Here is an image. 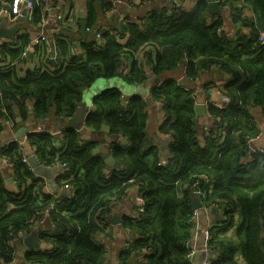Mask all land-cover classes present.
<instances>
[{
  "label": "trees",
  "instance_id": "16d2710c",
  "mask_svg": "<svg viewBox=\"0 0 264 264\" xmlns=\"http://www.w3.org/2000/svg\"><path fill=\"white\" fill-rule=\"evenodd\" d=\"M36 1L35 24L44 14ZM177 1L174 7L170 0L164 8L136 18L128 13L112 23L105 17L114 13L112 0H86L85 15L59 20L54 34L61 55L69 58L51 71L29 70L21 77L16 67L0 69V132L5 120L15 121L16 107L29 115L30 103L36 122L73 116L84 89L97 79L119 77L132 86L152 81L151 97L164 113L159 132L170 138L172 154L166 164L160 163L161 147L148 146V101L141 93L126 96L116 85L98 90L84 121L93 133L105 126L110 131L116 166L109 174L105 158L95 153L97 140L83 139L75 127L62 128L60 135L46 129L26 134L44 165L65 166L57 182L70 185L71 195L44 192L43 179L23 160L22 143L0 147V159L13 167L19 186L10 190L0 167V261L16 258L9 242L12 233L49 209L54 226L40 229L39 235L51 246L27 252L25 261L104 264L105 247L92 235L104 230L101 216L110 211L111 202L136 185L145 208L124 221L139 234L122 251L125 259L138 256L135 264H192L188 240L194 225L192 201L198 194L203 204L222 207L224 214L220 224L209 228V264H264V152L250 141L260 131L252 109L264 113V43L259 42L264 0H220L223 14L214 16L208 13V0H197L191 9L181 4L184 0ZM16 2L7 0L0 10L14 13ZM225 8L241 28L236 36L224 28ZM100 18L108 22L105 27ZM97 28L104 29L101 40L95 37ZM16 39V46L2 44L0 55L20 58L31 40L28 33ZM77 39L83 52L71 54ZM212 68L228 75L222 89L230 103L208 104L212 124L201 141L195 83ZM121 135L125 141L118 140Z\"/></svg>",
  "mask_w": 264,
  "mask_h": 264
},
{
  "label": "crops",
  "instance_id": "0c3cea01",
  "mask_svg": "<svg viewBox=\"0 0 264 264\" xmlns=\"http://www.w3.org/2000/svg\"><path fill=\"white\" fill-rule=\"evenodd\" d=\"M114 2V13H109L107 16V21L110 20L112 23L117 22L118 18L130 16L128 13L134 14L131 17L136 18L137 15H146L151 10L156 8H164L166 6L171 5L170 0H112ZM197 0H184L181 1V4L187 9H191ZM27 8V20H23L22 23L25 25L24 28L20 31L22 33H28L30 36V40L35 39L36 36L40 35L41 27L39 23L34 22L33 14H34V6L32 8L27 7L25 4L20 5L16 9H14V13L11 12V16H6L2 11L0 14V25L5 24L7 26H12L19 16L22 14L23 10ZM47 10L46 15L44 12L43 16H47V21L44 27V31L46 32L48 37L54 36L57 28H58V16L62 15L65 20L68 17L75 18L78 16H83L86 13V0H48L47 2ZM225 30L228 32L230 36H236L240 32L241 28L234 24L232 18L230 17V13L228 9L225 8ZM249 14V11H246ZM12 14L15 15L12 16ZM113 14V15H112ZM75 16V17H74ZM66 19V20H67ZM103 20V18H100ZM103 20L102 26L107 25V21ZM68 25V24H66ZM109 25V24H108ZM76 30L75 24H72V32ZM243 31L246 33L247 28H244ZM75 36V35H74ZM78 38V36H75ZM10 41V39H9ZM9 44V42H8ZM39 48L31 49L32 52L18 64V74L19 76H24L26 72L29 70H48L51 67V63L48 58L45 56V50L43 45L38 46ZM73 48L77 50V52L82 53L83 48L79 43L78 39L74 41ZM60 52V51H59ZM71 53V51H70ZM44 56V57H43ZM70 56H62L61 60L67 59ZM228 75L225 74L222 70L218 68H212L210 70L203 71L200 77L197 79L195 83V99L196 102H205L206 100H216L218 99V94L212 89L213 84L218 81H227ZM117 82L114 83V86L122 88L126 95L130 96L133 93H141L144 98L148 101V111H149V119H148V146L157 145L161 149L162 156L160 158V162L162 164H166L168 159L172 157V154L169 152V144L170 138L167 135H163L159 132V125L163 121V111L161 103L152 99L150 90L152 81H148L147 83L141 85H127L124 82V79L117 77ZM154 77L151 78V80ZM120 85V86H118ZM210 95L212 96L210 98ZM85 97V92H84ZM93 99V97H92ZM92 99L90 101H85L83 99L82 104H80L82 111L85 113L84 119L79 121V127L76 128L81 131L83 139H95L97 140V144L95 147V153L101 155L104 158H107L111 154V146H112V136L110 135V131L108 127H103L99 132L93 133L90 129L84 127L85 116L89 109L93 108ZM33 104H29V115L23 116L19 113L18 107L14 109V120L11 125H5L4 130L0 132V145L7 140L18 137V135L23 136V130L26 128L27 131L33 129H47L50 131L58 132V135L61 134L62 128L68 127L67 119H57L56 117H52L46 119L42 122H36L34 115L32 114V109L30 106ZM92 106V107H91ZM259 108V107H258ZM258 108L252 109V115L255 117L257 125L260 129L259 134L252 140V145L254 149L263 150L264 149V113H261ZM212 124V120L210 119V115L207 111V114H200L197 112L196 115V128L200 135L199 139H203L204 134L208 133V129H210ZM24 128V129H23ZM26 131V132H27ZM118 140L125 141L123 136H119ZM168 141L167 146H162L163 141ZM24 154H32L33 147L29 145L26 141L24 144ZM0 167L4 169V174L6 178L7 186L12 191H18L19 186L13 175V171L10 165L4 160L0 159ZM113 166H107V173L109 174L112 170ZM62 172H59L55 175L56 183L58 188L61 186L58 185L57 179ZM38 176V175H37ZM14 177V180L8 181V178ZM39 177V176H38ZM44 181V192L48 194H52L53 196H57L56 192L50 191V185L47 182V179L41 177ZM139 189L136 185L130 187L127 191V194L124 198L119 200H113L111 202L110 211L107 213L108 217L103 222L104 230L100 232H95L92 235V240L97 244H102L105 247V262L104 264H135L136 261L139 260L138 256L133 258L125 259L122 256V251L128 249L133 240L139 235L135 230H131L124 225V221L136 215L135 207L136 201L135 197L139 194ZM195 199H200L197 195H195ZM203 203V202H202ZM223 208L222 207H208L205 204L197 210H195L193 215V229L190 239L188 240V246L190 251L194 252L192 254L191 262L192 264H206V261H209L211 258L210 252L206 247V238L205 231L210 227L220 224V221L223 219ZM36 228L33 233L38 235V248H49L51 245L46 241L42 240L39 235V230L44 227H53L54 224L49 221V219L45 223H36ZM21 237V236H18ZM16 238L15 239V247H16V258L14 261L7 264H26L25 261V252L24 254H20L23 251V247H25V238ZM209 264V263H208Z\"/></svg>",
  "mask_w": 264,
  "mask_h": 264
},
{
  "label": "built area",
  "instance_id": "2783aa9c",
  "mask_svg": "<svg viewBox=\"0 0 264 264\" xmlns=\"http://www.w3.org/2000/svg\"><path fill=\"white\" fill-rule=\"evenodd\" d=\"M171 1L174 3L173 7L178 5V1L177 0H171ZM37 2L38 1L35 2V0H17L15 9L17 7H19L20 5H22V4H25L27 7L32 8ZM39 2L42 4V9L47 10L46 7H47L48 0H40ZM6 4H7V0H0V7H3ZM2 11L4 12V14H6V16H11V12L9 10H7L6 8H2L0 10V14H1ZM43 12L46 14V11H43ZM46 15H48V14H46ZM46 15H44L42 17V20L39 22V26L42 28L41 32H40V35L36 36L35 39L31 40L30 44H28L27 46L24 47L20 58L9 59V58H5L2 55H0V69H7V68H13V67H16L18 69V64L21 63L29 55L30 52H32L31 49L34 48V50H35L36 48H39L38 46H40V45H43V48L45 50V56L48 58L49 62L51 63V67L48 68V71H51V70L55 69L56 66H59V63L62 62V60H61V53L59 52L60 49H59L58 44H57V37L58 36L54 35L52 37H48L46 32L44 31V27H45V24H46V21H47V16ZM12 16L15 17L14 14H12ZM122 18L123 17H121V19ZM58 19L62 20L63 16L59 15ZM58 30H59V28H57V31ZM87 30H89V28H87ZM103 30H104L103 28H101V29L97 28V29L94 30L95 37H97L98 40H101ZM16 38H17V36H15L13 38H1L0 39V47H1L2 44L8 43V42L11 45H15V42L17 40ZM9 39H10V41H9ZM259 42L261 44L264 43V32H261L260 37H259ZM71 54H80V53L77 52V50L72 47ZM225 82L226 81L224 80V81H218L217 83L215 82L213 84V88L212 89L218 94V99H216V100H206L204 103L207 105V107H208V104L211 103V102L215 103V105H217L219 107H226L230 103V97L228 95L224 94L223 89H222V86L225 84ZM126 96H128V95H126ZM125 102H127V101H125ZM12 122H13V120H5L4 123H5V125H11ZM43 130L44 129H33V130H30V131H27L26 134L29 133V132H33V131H43ZM47 131H50V130H47ZM50 132L52 134H54V135L58 134V132H54V131H50ZM257 136H258V134L255 137H257ZM26 138H27L26 135H24L23 139H19L18 137L12 138V139L7 140L4 143H2L0 145V147L6 146V145L10 144L11 142H19V143H22L24 145V143H26V141H27ZM253 139H250V141L253 140ZM200 140L202 141L203 139H200ZM261 152H264V149L261 150ZM33 153H35V152H33ZM249 158H251V156ZM5 160H4V162L7 161V160L6 161ZM23 160L27 164H29L27 155H24ZM247 162H248V160H247ZM54 165H62L63 166V171L65 169V166L63 164H61V163L54 164ZM54 165H46V166H54ZM11 169L13 171V167H11ZM61 187L69 188L73 192V188L70 185H68V184H64ZM135 201H136V204H137L136 207H135V211H136V215H137V214L141 213L144 210V208H145V199H144V197H143L141 192H139V194L135 197ZM53 206H54V204L51 205V208H53ZM11 207H13V206H11ZM49 216H50L49 215V209H47V210H45L43 212V214H42V216L40 218L32 221L26 228L20 229L16 233H12V237H11V239L9 241L10 244L15 247V239L16 238H22L24 236H27V235L33 233L34 229L36 228V226H35L36 223L37 222L45 223L49 219ZM101 217H102L101 219H102V222H103L104 220L107 219L108 214L105 213ZM18 236H21V237H18ZM205 238H206L205 240H206L207 250L210 252L211 257H212V252L208 248L209 230L205 231ZM42 249H46V248H42ZM15 250H16V247H15ZM34 250H37V248L34 249ZM30 251H32V250H30ZM193 253L194 252L190 251L189 254H188V257L190 258ZM190 260H191V258H190ZM208 263H209V261H206V264H208ZM0 264H7V263L1 260ZM26 264H38V263L37 262H32V261H26Z\"/></svg>",
  "mask_w": 264,
  "mask_h": 264
},
{
  "label": "water",
  "instance_id": "95a60500",
  "mask_svg": "<svg viewBox=\"0 0 264 264\" xmlns=\"http://www.w3.org/2000/svg\"><path fill=\"white\" fill-rule=\"evenodd\" d=\"M208 13L211 16L223 14V9L220 5V0H208ZM27 18H28L27 8H25L23 10L22 14L17 19V21L12 26H7L5 24H1L0 25V39L1 38H13L15 36H18L20 34V31L25 26L22 23V21L27 20ZM211 97L212 96L210 95V98ZM30 108L32 109V106H30ZM196 110L198 113L206 115L207 114V105L203 102H197L196 103ZM84 115H85V113L82 111L81 106H79L76 113L73 116L69 117V119L67 121L68 127L78 128L79 123H80L79 121L84 119ZM27 130L28 129H26V128L23 130L24 134L26 133ZM18 138L23 139V136L18 135ZM168 143L169 142L167 140L163 141L162 146H167ZM27 157H28V161L31 165L33 172L36 175H38L40 177H44L47 179V182L50 185V191L51 192H56L57 196H59V197L69 196L72 194V191L69 188H63V187L58 188L57 183H56V179L54 178L57 173L63 171L62 165L46 166L40 161V159L38 158L36 153L28 154ZM105 162L110 166H113V167L116 166V159L113 155H110L107 158H105ZM12 180H14L13 177L8 178L9 182ZM192 206H193L194 210H197L203 206V203L200 199L196 198L192 201ZM38 238L39 237L36 233H31V234L27 235V237L24 240L26 243L25 244L26 246L23 247V251H21L20 254L22 255L27 251L34 250V249L38 248Z\"/></svg>",
  "mask_w": 264,
  "mask_h": 264
},
{
  "label": "rangeland",
  "instance_id": "374dc122",
  "mask_svg": "<svg viewBox=\"0 0 264 264\" xmlns=\"http://www.w3.org/2000/svg\"><path fill=\"white\" fill-rule=\"evenodd\" d=\"M117 80L118 79L116 77L115 78L113 77L110 79H105V78L97 79L92 86L84 89V92H85L84 100L87 102L90 101V99H92V97L98 93L99 89L111 87L112 85H114V83L117 82ZM124 82H125V84L128 85V83L126 81H124ZM118 86H120V85H118Z\"/></svg>",
  "mask_w": 264,
  "mask_h": 264
},
{
  "label": "clouds",
  "instance_id": "9594fccd",
  "mask_svg": "<svg viewBox=\"0 0 264 264\" xmlns=\"http://www.w3.org/2000/svg\"><path fill=\"white\" fill-rule=\"evenodd\" d=\"M29 165H30V163H29ZM30 168H31V165H30ZM32 169V168H31ZM33 171V170H32ZM40 177V176H39ZM14 178V177H13ZM209 230V229H208Z\"/></svg>",
  "mask_w": 264,
  "mask_h": 264
}]
</instances>
